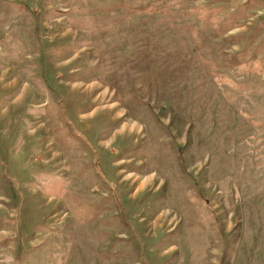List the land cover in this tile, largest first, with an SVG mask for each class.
<instances>
[{
    "label": "rangeland",
    "instance_id": "rangeland-1",
    "mask_svg": "<svg viewBox=\"0 0 264 264\" xmlns=\"http://www.w3.org/2000/svg\"><path fill=\"white\" fill-rule=\"evenodd\" d=\"M0 264H264V0H0Z\"/></svg>",
    "mask_w": 264,
    "mask_h": 264
}]
</instances>
